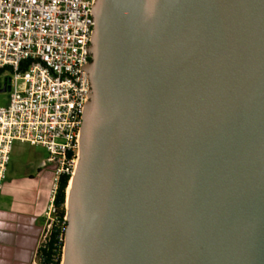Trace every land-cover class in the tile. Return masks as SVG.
Segmentation results:
<instances>
[{
	"label": "water",
	"instance_id": "95a60500",
	"mask_svg": "<svg viewBox=\"0 0 264 264\" xmlns=\"http://www.w3.org/2000/svg\"><path fill=\"white\" fill-rule=\"evenodd\" d=\"M91 15L61 264H264V0Z\"/></svg>",
	"mask_w": 264,
	"mask_h": 264
},
{
	"label": "built area",
	"instance_id": "2783aa9c",
	"mask_svg": "<svg viewBox=\"0 0 264 264\" xmlns=\"http://www.w3.org/2000/svg\"><path fill=\"white\" fill-rule=\"evenodd\" d=\"M94 0H0V88L9 87L0 106V192L15 141L40 146L52 166L44 222V244L59 223L55 204L61 176L67 189L78 161L79 129L88 100L83 67ZM65 221V216L63 217ZM41 245V246H42ZM37 247L33 264H42Z\"/></svg>",
	"mask_w": 264,
	"mask_h": 264
},
{
	"label": "crops",
	"instance_id": "0c3cea01",
	"mask_svg": "<svg viewBox=\"0 0 264 264\" xmlns=\"http://www.w3.org/2000/svg\"><path fill=\"white\" fill-rule=\"evenodd\" d=\"M36 176L6 178L0 192V264H33L44 226L47 198L42 179L51 182L52 166Z\"/></svg>",
	"mask_w": 264,
	"mask_h": 264
},
{
	"label": "rangeland",
	"instance_id": "374dc122",
	"mask_svg": "<svg viewBox=\"0 0 264 264\" xmlns=\"http://www.w3.org/2000/svg\"><path fill=\"white\" fill-rule=\"evenodd\" d=\"M8 103V93L0 92V106L6 105ZM47 156L44 148L40 146L30 145L26 142L15 141L13 143V149L10 155V160L7 168L6 178H17L23 177L25 175L32 174L36 176L38 174V169L47 168L48 165L40 166V163ZM41 190L44 191L47 198L48 191L50 187V181L47 179H42ZM46 232L45 222L41 232L39 245L41 246L44 239L43 236Z\"/></svg>",
	"mask_w": 264,
	"mask_h": 264
},
{
	"label": "trees",
	"instance_id": "16d2710c",
	"mask_svg": "<svg viewBox=\"0 0 264 264\" xmlns=\"http://www.w3.org/2000/svg\"><path fill=\"white\" fill-rule=\"evenodd\" d=\"M68 184V176L63 175L59 181L55 204L58 208L59 223L51 227L49 235L46 237L44 244L38 248V253L42 264H61L64 228L66 222L63 220L65 216L66 188Z\"/></svg>",
	"mask_w": 264,
	"mask_h": 264
}]
</instances>
